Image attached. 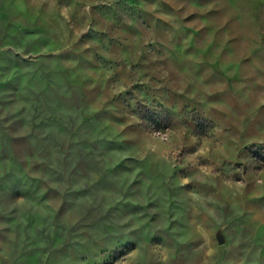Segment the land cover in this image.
<instances>
[{
	"label": "rangeland",
	"instance_id": "1",
	"mask_svg": "<svg viewBox=\"0 0 264 264\" xmlns=\"http://www.w3.org/2000/svg\"><path fill=\"white\" fill-rule=\"evenodd\" d=\"M0 264H264V0H0Z\"/></svg>",
	"mask_w": 264,
	"mask_h": 264
},
{
	"label": "water",
	"instance_id": "2",
	"mask_svg": "<svg viewBox=\"0 0 264 264\" xmlns=\"http://www.w3.org/2000/svg\"><path fill=\"white\" fill-rule=\"evenodd\" d=\"M215 237H217L218 242L223 241V237L220 234H216Z\"/></svg>",
	"mask_w": 264,
	"mask_h": 264
},
{
	"label": "clouds",
	"instance_id": "3",
	"mask_svg": "<svg viewBox=\"0 0 264 264\" xmlns=\"http://www.w3.org/2000/svg\"><path fill=\"white\" fill-rule=\"evenodd\" d=\"M209 254H211V252Z\"/></svg>",
	"mask_w": 264,
	"mask_h": 264
}]
</instances>
